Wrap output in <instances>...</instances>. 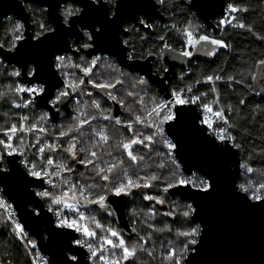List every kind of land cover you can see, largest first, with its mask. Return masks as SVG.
I'll use <instances>...</instances> for the list:
<instances>
[{"label": "snow or ice", "instance_id": "obj_1", "mask_svg": "<svg viewBox=\"0 0 264 264\" xmlns=\"http://www.w3.org/2000/svg\"><path fill=\"white\" fill-rule=\"evenodd\" d=\"M157 5L164 7L166 0H47L39 15L51 22L34 19L38 31L25 35V23L16 21L11 41L0 43V76L6 73V78H27L24 82L13 79L6 85L7 91L0 92V100L9 98L17 109L37 104L50 109L36 121L29 115H19L15 121L0 123V183L18 179L30 197L29 215L38 220L46 208L55 218L47 221L49 227L68 241L63 264H83L84 252L71 254L77 248L86 251L88 264H134L138 253L155 259L154 247L146 246L154 242L155 234L164 232L173 234L176 240L168 242L160 264H200L198 258L209 236L208 221L202 215L206 205L231 199L245 210L264 214V171L258 172L244 162L239 167L247 178L240 183L229 179L232 173L228 155L232 149L242 148L237 136L243 139L250 134L249 119L240 107L245 105V99H239L236 108L221 104L217 82L225 78L215 72L196 79L194 84L167 89L164 95L151 94L153 84L141 71L157 76L167 73L168 67L155 71L137 68L139 61L152 58L159 63L164 60V53H176L168 43L173 31L181 45L174 59L183 57L191 62L197 52L216 56L217 49L230 45L207 34V26H194L191 20L180 28L176 24L165 25L166 31L157 35L159 25L152 22L149 11ZM178 6L184 15L195 18L196 12L203 14L210 4L208 0H181ZM29 10L35 18L36 11ZM248 11L235 2L227 3L216 28L245 29L264 41V35H257L251 25L238 20L236 13ZM134 38H138L140 50ZM150 39L151 47L143 49ZM89 49L102 54L81 55ZM5 60H16L19 67L9 70ZM45 61L52 77L59 76L51 85L43 77ZM125 62L131 71L121 66ZM239 77L228 76L226 82L230 87L235 84L244 89L249 88V79L264 84V58L240 72ZM164 79L161 77L160 81ZM179 79L183 81L184 75ZM194 85L208 87L200 91ZM104 101L119 105L128 119L113 116L111 107L102 106ZM65 109H70L65 116V120L71 117L70 122L54 124L50 130L49 121ZM103 121L120 125L129 135L114 139ZM31 149L35 151L30 152ZM114 151L119 155L114 156ZM156 157L164 159L157 162ZM153 166L165 174L152 171ZM254 173L261 179H253ZM37 182L38 188L33 186ZM135 194L153 202L146 212L142 210L146 235H141L136 227L125 235L123 229L102 223L94 214L111 215V206L120 202L113 197ZM171 196L183 199L172 200V210L160 215L179 218L181 227L175 231L169 224L157 227L152 222L157 217L155 206L168 204ZM0 209L5 210V222L11 223L15 235L26 246L37 249L25 225L14 218L15 208L3 195ZM131 215L140 214L132 210ZM32 264L49 261L36 252Z\"/></svg>", "mask_w": 264, "mask_h": 264}, {"label": "trees", "instance_id": "obj_2", "mask_svg": "<svg viewBox=\"0 0 264 264\" xmlns=\"http://www.w3.org/2000/svg\"><path fill=\"white\" fill-rule=\"evenodd\" d=\"M229 2H235L242 7H247L249 9L248 12L236 14L238 20L247 25H251L257 35H264V0H225L226 5ZM180 4L181 0H166V5L164 7L160 6L161 13L164 15L166 22L163 24L156 18L152 20L153 23L158 22L159 27L156 33L157 35L166 31L164 27L165 25L170 26L172 24H176L177 27L180 28L185 26L186 20H191L194 26L197 24L202 25L204 23L197 14L195 18L190 15H184L182 13V8L178 6ZM25 5L30 15L32 33L34 34L38 31V28L34 23V19L49 20V18L41 17L39 15L40 9L45 6L29 1L25 2ZM69 6H71V4H69ZM29 9L36 11L37 15L35 18L33 17L32 11ZM16 21L20 20L14 16H8L0 21V43L11 41L12 28ZM49 22L51 21L49 20ZM220 38L224 39L230 45V48L217 49L216 56L199 55L198 57H195L186 68L178 69L177 76L170 82L169 88L184 87L185 84H194L196 79H203L205 75L213 74L214 72L222 75L225 78V81L217 82L221 104L236 108L239 105V99L244 98L246 101L245 105L240 107L243 108L244 114L249 119L250 134L245 136L243 139H241L240 136H237L238 141L242 143V148L239 149L241 153V161L242 163H250L254 169L258 170V172L264 171V84H258L257 81L249 79L247 81L249 88L244 89L241 85L235 84L230 87L226 82L228 76H236L239 79L240 72L250 69L255 61H258L260 58H264V41L258 40L253 33L247 32L245 29L232 28L230 26L223 31ZM133 42L137 44V48L140 50L138 38H134ZM152 42L153 41L150 39L147 43H144L143 49H149ZM168 43L176 49V52H179L181 45L178 39V34L175 31L169 34ZM153 64L155 69L162 67L161 62L158 63L154 60ZM13 66L14 65H8L9 70H11ZM0 72H3L2 67H0ZM162 73L163 72H160V74ZM182 74L184 75L183 81L179 79ZM6 75L7 74L4 73V76H0V92L7 91L6 85L12 83L13 79L18 80V78H6ZM88 87L90 88V86ZM195 87H199L200 91H205L208 86L199 85ZM157 92H159L158 89L153 85L151 94H156ZM255 92H261V95H256ZM212 98L213 97L210 96L209 101H211ZM102 106L104 108L111 107L114 111V102L112 101H104ZM43 112H45V110L36 106L28 109L16 110L9 102V98L6 97L5 99L0 100V123H3L5 120H9L10 122L15 121L18 119L19 115H29L32 117L33 121H36ZM117 117H120L125 121L128 119L127 113L120 107L119 115ZM70 120L71 117L68 120H63L55 125L58 126L65 124L70 122ZM102 123L108 125L107 130L109 134L114 137V139H122L125 135H129L120 125H114L109 121H103ZM53 125L54 124L49 121L48 127L50 130H52ZM28 138H30V136L26 137V139ZM34 151L35 149L30 150V152ZM113 155L118 156L119 152L114 151ZM249 156H251L250 160ZM105 158L110 159L109 157ZM155 159L159 162L164 158L156 157ZM75 166L77 167L79 165ZM141 167H143V164H141ZM80 170L85 171L83 168ZM151 170L157 171L160 174H165L164 170L156 169L155 166H153ZM242 173L243 169H241L237 177V183L243 182V180L247 178L246 175H242ZM252 178L255 180L261 179L258 173H254ZM135 192L136 190H134V193ZM147 192L149 194H156L154 191L149 189ZM3 197L8 201L4 195ZM177 199L181 200L178 197H170L168 204L155 206L157 209V217L156 220L152 222L155 223L157 227H163L165 224H169L174 231L175 229L181 227L182 222L178 217H162L160 215L162 212L172 210L171 201ZM152 203L153 202L142 200L138 194L133 195L129 199L127 218L130 227H136L141 235H146L148 231L142 224L144 219L142 210L146 212L148 207H151ZM132 210H135L140 215L135 217L132 216ZM109 211L112 213L111 215H108L105 212H97L94 214L97 215V218L100 219L102 223L111 224L113 227L122 229L112 208H110ZM5 221L6 213L3 209H0V264H32L30 254L34 256L37 249L33 250L30 246H26L25 243L15 235L11 223ZM124 232L125 235L129 234L125 230ZM29 238L37 242L34 234L29 233ZM170 240L175 241L176 237L168 232L155 234L154 242L150 241L146 246L149 248L154 247L155 259L149 257L146 253H138L137 261H135L134 264H160L162 252L169 247L168 242Z\"/></svg>", "mask_w": 264, "mask_h": 264}, {"label": "water", "instance_id": "obj_3", "mask_svg": "<svg viewBox=\"0 0 264 264\" xmlns=\"http://www.w3.org/2000/svg\"><path fill=\"white\" fill-rule=\"evenodd\" d=\"M33 2L39 5L47 6V0H0V21L8 16H14L18 20L25 23L27 31L25 35H31L32 24L30 21V15L26 8L25 2ZM210 7L201 14L196 12L198 17L204 22V24L213 31H217L216 26L213 24V19L219 17L222 13L226 3L225 0H208ZM59 11V9L57 10ZM151 12V18H156L161 23H165L166 19L161 13L160 6L157 5ZM50 20V18H49ZM51 21V20H50ZM132 22V21H129ZM54 26V25H53ZM74 39V38H70ZM109 50H111L110 46ZM211 47V46H210ZM91 52L94 55H100L102 53L95 49L83 50L81 54L88 55ZM57 54H63L59 52ZM178 54L172 52L164 53V60L161 62L162 67H168L167 73H162L157 76H151L147 71H141V75L149 77L152 84L158 89L161 95L165 94V91L169 88L170 82L177 76L179 68H186L189 65V61L186 58L174 59L173 57ZM203 53H195L193 58ZM191 59V61H192ZM8 65H14L19 67L16 60H5ZM154 60L149 58L147 60L139 61L137 64L138 69H152L155 71ZM128 62H125L122 67L127 68ZM43 77L49 80V84L55 83L59 76L52 77L51 71L47 68V61H45V67ZM164 77V82L160 81V78ZM26 77H20L18 80L24 82ZM258 84H262L257 81ZM55 92V89H53ZM36 107L45 111H50L47 106H41L39 104ZM70 109H65L59 114H54V120L50 122L52 124H58L65 120V116ZM119 115V106L114 103L113 116ZM192 114L188 115L189 122L191 121ZM70 116L68 117V119ZM229 170L232 173L230 179L237 183V177L241 171L239 165L241 161L240 150L232 149L228 155ZM82 169V166H77ZM34 187H39L37 182ZM0 187L3 189L2 194L8 199L16 210L18 220L25 225L28 233L34 234L37 240V249L47 256L54 264H63L66 255V249L68 248V241L64 235H58L52 228L49 227L47 221L49 219L54 221V217L50 213H47L46 208L43 211L40 219H34L29 215V205L27 200L30 199L25 193L22 183L18 179H10L3 183H0ZM145 192L148 189L144 190ZM175 191V190H173ZM178 197L181 200L182 197ZM37 201L39 198H35ZM119 199L118 204L111 206L115 213L118 223L123 230L130 233L131 227L127 218V209L130 197L112 198ZM41 205L44 202L40 201ZM34 206V205H33ZM203 217L208 221V240L203 249L202 255L198 258L200 264H264V214L259 211H248L243 209L237 202L231 199H224L212 204L206 205L202 212ZM200 223V220H197ZM58 231V230H56ZM73 236L78 234L72 233ZM84 252L83 264H88L87 253L82 249H74L71 254H77Z\"/></svg>", "mask_w": 264, "mask_h": 264}, {"label": "built area", "instance_id": "obj_4", "mask_svg": "<svg viewBox=\"0 0 264 264\" xmlns=\"http://www.w3.org/2000/svg\"><path fill=\"white\" fill-rule=\"evenodd\" d=\"M225 7H226V5H225ZM237 14V13H236ZM221 16V15H220ZM220 16L219 17H217V18H215V19H213V24L216 26V21L220 18ZM237 16V15H236ZM202 25H204V26H206L204 23L202 24ZM226 29V28H225ZM225 29H223V30H221V29H217V31L215 32V31H213V30H211L210 28H208L207 27V34H209V35H211V36H214V37H216V38H220L221 37V35H222V33H223V31L225 30ZM22 95H25L26 96V94H22ZM19 102V101H18ZM13 107V106H12ZM13 108H15V107H13ZM16 110H21V109H17V108H15ZM1 188V187H0ZM0 195H2V193H0ZM4 210V209H3ZM5 211V210H4ZM15 219H18L17 218V215L14 217ZM55 219V218H54ZM37 252H39L42 256H44V257H46L47 259H48V261H49V264H54L53 262H51L50 261V259L47 257V256H45L43 253H41L38 249H37ZM31 255V259L33 260V258H34V256L32 255V254H30Z\"/></svg>", "mask_w": 264, "mask_h": 264}, {"label": "flooded vegetation", "instance_id": "obj_5", "mask_svg": "<svg viewBox=\"0 0 264 264\" xmlns=\"http://www.w3.org/2000/svg\"><path fill=\"white\" fill-rule=\"evenodd\" d=\"M153 20V19H152ZM199 53H203V52H199Z\"/></svg>", "mask_w": 264, "mask_h": 264}, {"label": "crops", "instance_id": "obj_6", "mask_svg": "<svg viewBox=\"0 0 264 264\" xmlns=\"http://www.w3.org/2000/svg\"><path fill=\"white\" fill-rule=\"evenodd\" d=\"M210 47V46H209Z\"/></svg>", "mask_w": 264, "mask_h": 264}, {"label": "rangeland", "instance_id": "obj_7", "mask_svg": "<svg viewBox=\"0 0 264 264\" xmlns=\"http://www.w3.org/2000/svg\"><path fill=\"white\" fill-rule=\"evenodd\" d=\"M68 120V119H67Z\"/></svg>", "mask_w": 264, "mask_h": 264}]
</instances>
